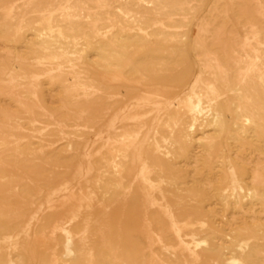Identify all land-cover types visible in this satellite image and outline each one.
I'll return each instance as SVG.
<instances>
[{
  "label": "rangeland",
  "instance_id": "1",
  "mask_svg": "<svg viewBox=\"0 0 264 264\" xmlns=\"http://www.w3.org/2000/svg\"><path fill=\"white\" fill-rule=\"evenodd\" d=\"M49 35L84 50L76 71L50 62ZM255 63L264 72V0H0V264H264L258 78L246 84L249 121L236 97ZM189 95L201 113L175 107ZM115 121L144 126L142 155L154 137L171 149L151 188L131 164L117 188L102 151ZM99 180L114 187L103 195ZM204 233L212 250L192 240Z\"/></svg>",
  "mask_w": 264,
  "mask_h": 264
},
{
  "label": "bare ground",
  "instance_id": "2",
  "mask_svg": "<svg viewBox=\"0 0 264 264\" xmlns=\"http://www.w3.org/2000/svg\"><path fill=\"white\" fill-rule=\"evenodd\" d=\"M69 9L70 10L72 9L71 5H69L68 10ZM62 10L64 11L65 9H62ZM118 11L126 17L130 15V13L124 8H119ZM40 12L48 13L47 21L49 22V29L52 30L53 26L51 25L50 21L53 16L54 10L53 9H49V11L40 10ZM67 16H68V13L66 12V15L64 14L62 16L63 18L61 17V19L66 20ZM97 22L98 21L91 22V25L93 28H96ZM18 30H17V33H18ZM111 45L114 46L113 43H111ZM40 46H41V50L43 51L50 49V47L52 48V51H54L55 54L50 56V62L51 61L56 62L57 67H60V68H61L60 62L62 60H66L69 63V65H71L74 68L75 59L78 58V56L80 57V54L84 52V50H80L79 48H77V46H75L74 49H70L69 47L64 48V45L63 46L61 44L58 45L55 39H53L52 36L50 35L45 36L44 38H41ZM257 50H260V49H257ZM257 53H259V51H257ZM260 67H261L260 65L255 63V64H252L250 67H248V69L242 70L241 75H242V80H243L242 81L243 86L236 91V97L241 100L238 106V112L240 116L242 117V119L247 120V121H249L247 118L250 113H249V108L246 105V104H249L248 97L246 95V92H247L246 89L248 85L246 84L250 81L252 75L258 78L261 88H262V92L264 93V72L261 70ZM76 80L78 81L76 82L75 86H73V88L84 90L85 94L87 93L89 94L91 90L90 84L87 81H83L82 79L79 80L78 78H76ZM90 93L92 94V92ZM203 105L204 104L202 103V100L199 97H196L194 95H189L187 99H185L179 105L176 104L175 107L185 108L186 110H189L194 113H201V111H203L201 108ZM207 114H209V118H210L209 120H210L211 125L216 127V125H220L222 123L220 114L214 109L212 108L209 109ZM250 123H252V121ZM118 126L119 124H117L116 121L109 125L107 132H106L108 144L102 150L103 152L105 150H110L111 158L109 159V164L115 170V174H116L115 182H116L117 188L122 189L124 187L125 182H124V175L122 174V171L124 170L125 166H128L130 164H131V170L129 171L128 174L132 175L135 181H139V179H141L149 188H151L152 175L157 173L161 177V175L163 174L162 172L164 171V168L166 166L165 161L168 155L171 154V149L165 148L163 151V148L160 147L158 140L155 139L154 137L153 142L149 143L146 153L145 154L143 153L142 155L140 151L139 143L145 131L144 126L138 128L137 131H130V132H126V130H123L122 127L118 128ZM1 146H3L2 143L0 144V150H1ZM97 186L101 189V191L103 192V195H105L110 190V188L114 187V185H111V184L109 186L106 184L104 185L102 183V180L101 181L99 180L97 182ZM104 187H106V191H104ZM249 196L253 198L255 196L254 192H249ZM63 233L66 237L68 256H70L71 259L73 260L74 258H76V255H77V250L74 248L75 244H73V232L71 231L70 228H66V229H63ZM206 236H207V233H204L202 236H197L193 234L192 240H194L197 246L203 245L204 246L203 248L206 251H209V250H212V248L210 246L209 247L206 246L207 244ZM179 241H180V247L183 251L191 252L185 247L183 240L179 239ZM191 255H195V253L192 251ZM6 264H15V262L13 261V259L9 258L8 261H6ZM218 264H230V263L228 260L224 261L222 258H220L218 260Z\"/></svg>",
  "mask_w": 264,
  "mask_h": 264
}]
</instances>
